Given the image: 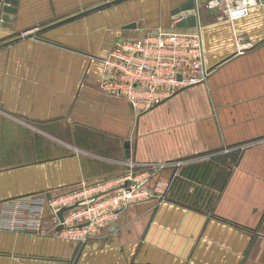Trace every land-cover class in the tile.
<instances>
[{
	"label": "crops",
	"instance_id": "0c3cea01",
	"mask_svg": "<svg viewBox=\"0 0 264 264\" xmlns=\"http://www.w3.org/2000/svg\"><path fill=\"white\" fill-rule=\"evenodd\" d=\"M94 1L19 0L7 30L0 2V36L36 31ZM128 1L115 11L120 20L78 19L0 50V225L27 227L0 228V264H74L79 253L76 264H264V5L256 0L232 23L227 6H211L223 0H197L199 27L177 30H200L206 83L136 117L100 89L97 59L132 38L105 30L120 25L132 39L170 31L188 0ZM128 161L183 165L150 171L154 196L85 244L59 226L41 235L53 226L49 209L39 220L18 206L115 181Z\"/></svg>",
	"mask_w": 264,
	"mask_h": 264
},
{
	"label": "built area",
	"instance_id": "2783aa9c",
	"mask_svg": "<svg viewBox=\"0 0 264 264\" xmlns=\"http://www.w3.org/2000/svg\"><path fill=\"white\" fill-rule=\"evenodd\" d=\"M256 4V0H223V3H211V6H227L228 20L234 23L246 18ZM182 19H175L170 31L159 29L140 39H122L115 43L107 57L97 59L103 66L100 89L108 95L124 98L136 117L156 109L182 91L206 83L210 75L201 32H179L177 27ZM125 165L127 173L115 181L83 185L47 203L28 199L25 204L22 200L17 202L18 206H23L39 220L48 208L53 226L38 228L41 235H48L61 225L58 212L79 204L78 208L65 214L64 230L60 234L85 244L98 234L100 228L113 223L121 210L154 196L147 187L150 171L168 166L181 167L183 163L138 165L128 161ZM115 183L119 187L110 194L111 187L105 186ZM167 190L168 186L157 187L155 192L164 195ZM0 228L25 231L27 227L18 228L11 224L7 227L0 225Z\"/></svg>",
	"mask_w": 264,
	"mask_h": 264
},
{
	"label": "water",
	"instance_id": "95a60500",
	"mask_svg": "<svg viewBox=\"0 0 264 264\" xmlns=\"http://www.w3.org/2000/svg\"><path fill=\"white\" fill-rule=\"evenodd\" d=\"M128 0H113L111 2H107V3H99L96 4L92 7L86 8L82 11H78L77 13H75L74 15L65 17L57 22H54L48 26L43 27L42 29H40L39 31H33L32 33H30V35H27L25 37H19L16 39H13L11 41L5 42L3 44L0 45V50L10 47L14 44H17L25 39H29L31 37H36L38 34H42L51 30H54L60 26H63L65 24H68L70 22L76 21L78 19L84 18L86 16L98 13L104 9H107L109 7L121 4L123 2H126ZM0 2H4L5 3V7H4V16H3V27L5 28H11V25L13 22L16 21V17H14L18 10L17 7L19 6V0H0ZM261 4L264 5V0H260ZM197 12H198V3L197 0H188V2L177 8L173 14H176L175 19H182L180 24L178 25V28H198L199 27V19L197 17ZM126 29H136V24L133 25H129L128 27H126ZM126 154H127V158H130V144L127 143L126 145ZM48 199L51 200V196L48 195ZM79 204H76L74 206L71 207H65L62 208L59 212H58V218L60 221V226L58 228L59 232H62L64 230V217L65 214L73 211L74 209L78 208ZM81 252V251H80ZM81 253H79L80 256ZM78 256V258H79ZM77 258V261H78ZM77 261H75L74 264L77 263Z\"/></svg>",
	"mask_w": 264,
	"mask_h": 264
},
{
	"label": "rangeland",
	"instance_id": "374dc122",
	"mask_svg": "<svg viewBox=\"0 0 264 264\" xmlns=\"http://www.w3.org/2000/svg\"><path fill=\"white\" fill-rule=\"evenodd\" d=\"M111 1H113V0H95L94 1V5H96V4H99V3H107V2H111ZM136 2L137 0H129L128 2L130 3V2ZM125 3H127V2H125ZM124 4V3H123ZM84 5V4H83ZM91 5H92V3H91ZM94 5H92V6H94ZM92 6H90V7H92ZM122 6V4H118V5H115V6H112V7H109V8H107V9H104V10H102V11H100V12H98V13H95V14H93V15H90V16H88V17H84V18H81L82 20L84 19V21H86V20H92V23H93V25H95V26H100V25H106L108 22H109V20L111 19H114V21H116V20H120L121 19V14L120 13H118V12H115L116 10H118L120 7ZM132 12V11H131ZM131 12H129V14L131 13ZM107 13H112V14H110V16L109 17H106L105 15ZM133 13V12H132ZM105 14V15H104ZM134 14V13H133ZM68 16H71V15H61V16H57V17H53V19H50V18H52L51 16L49 17V23L50 24H52V23H54V22H57V21H59V20H61V19H63V18H65V17H68ZM17 18V17H16ZM15 18V19H16ZM80 19V20H81ZM76 21H78V20H76ZM113 21V22H114ZM75 22V21H74ZM74 22H72V23H74ZM110 22H112V21H110ZM3 23H4V21H3V17H2V29L3 30H7V29H10V28H5V27H3ZM14 23V22H13ZM50 24H48V25H50ZM48 25H45V26H48ZM44 26V27H45ZM43 28V26L41 27V28H38L36 31H39L40 29H42ZM106 31V33L107 34H114L113 35V37L115 38V37H117V36H130V37H132V38H134L133 37V35H131L132 33H129V32H127V31H125L124 29H123V27L122 26H120L119 25V27L117 26V28H114L113 29V31L112 30H105ZM33 32V31H32ZM32 32H22V31H17L16 33H11V35L9 36L8 34H4V33H2V35L0 36V45L1 44H3V43H5V42H8V41H11V40H13V39H16V38H19V37H25V36H27V35H30V33H32ZM113 32V33H112ZM105 33V34H106ZM130 34V35H129ZM36 37H38V38H40L41 37V34H38ZM36 37H31V38H29V39H32V38H36ZM105 187H111V190H110V194H113V193H115L116 191H117V187H119V184L118 183H115V184H112V185H108V186H105ZM91 193H93V192H91ZM105 201H107V199H105ZM99 204H101V203H99ZM98 204V205H99ZM96 206V205H95Z\"/></svg>",
	"mask_w": 264,
	"mask_h": 264
}]
</instances>
